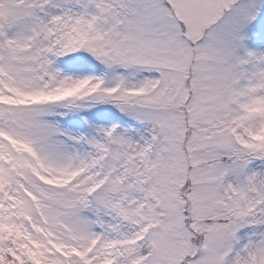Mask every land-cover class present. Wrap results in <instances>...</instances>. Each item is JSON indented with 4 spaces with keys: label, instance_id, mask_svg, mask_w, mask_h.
I'll return each instance as SVG.
<instances>
[{
    "label": "snow or ice",
    "instance_id": "6c2138e0",
    "mask_svg": "<svg viewBox=\"0 0 264 264\" xmlns=\"http://www.w3.org/2000/svg\"><path fill=\"white\" fill-rule=\"evenodd\" d=\"M0 264H264V0H0Z\"/></svg>",
    "mask_w": 264,
    "mask_h": 264
}]
</instances>
